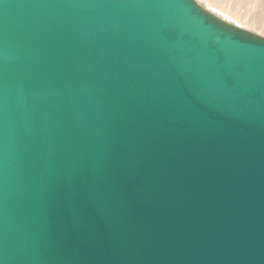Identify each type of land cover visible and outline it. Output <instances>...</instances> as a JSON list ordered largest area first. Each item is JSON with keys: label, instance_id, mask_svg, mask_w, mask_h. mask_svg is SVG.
<instances>
[{"label": "water", "instance_id": "obj_1", "mask_svg": "<svg viewBox=\"0 0 264 264\" xmlns=\"http://www.w3.org/2000/svg\"><path fill=\"white\" fill-rule=\"evenodd\" d=\"M0 264H264V36L0 0Z\"/></svg>", "mask_w": 264, "mask_h": 264}, {"label": "rangeland", "instance_id": "obj_2", "mask_svg": "<svg viewBox=\"0 0 264 264\" xmlns=\"http://www.w3.org/2000/svg\"><path fill=\"white\" fill-rule=\"evenodd\" d=\"M241 3L238 6L239 10L237 11V14L235 16L237 17H243L247 19L253 26H260L261 28L254 27V29L250 27H243V28H248V30L257 33L261 36H264V0H240ZM204 7H206L208 10L211 12H214V14L222 17L228 22L233 23L234 20L232 17L225 11L220 9L217 5L214 6L213 1L211 0H203V3H200ZM213 4V5H212ZM218 10H216L214 7ZM215 10V11H214ZM219 12V13H218ZM236 17V18H237ZM242 27L241 25H239ZM261 29V30H260ZM259 30V31H258Z\"/></svg>", "mask_w": 264, "mask_h": 264}, {"label": "bare ground", "instance_id": "obj_3", "mask_svg": "<svg viewBox=\"0 0 264 264\" xmlns=\"http://www.w3.org/2000/svg\"><path fill=\"white\" fill-rule=\"evenodd\" d=\"M211 1H213L214 6L217 5L219 7V10L222 9V10H225L227 12L232 17V19L234 20V22H233L234 24H236L238 26L241 25L242 27H246L247 26V27H250L252 29H254V27L261 28L260 26H256V25L253 26L247 19H245L246 17L243 18V17H237V16H235V14H237V11L239 10V7L238 6L241 3L240 0H211ZM218 7H217V9L215 7L214 8L216 10H218Z\"/></svg>", "mask_w": 264, "mask_h": 264}, {"label": "snow or ice", "instance_id": "obj_4", "mask_svg": "<svg viewBox=\"0 0 264 264\" xmlns=\"http://www.w3.org/2000/svg\"><path fill=\"white\" fill-rule=\"evenodd\" d=\"M197 3H203V0H197Z\"/></svg>", "mask_w": 264, "mask_h": 264}]
</instances>
